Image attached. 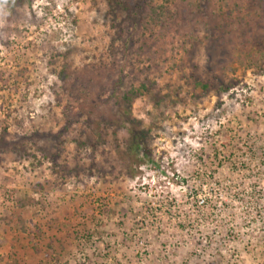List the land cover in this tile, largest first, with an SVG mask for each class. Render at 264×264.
<instances>
[{"label":"rangeland","instance_id":"1","mask_svg":"<svg viewBox=\"0 0 264 264\" xmlns=\"http://www.w3.org/2000/svg\"><path fill=\"white\" fill-rule=\"evenodd\" d=\"M4 2L0 264H264V0Z\"/></svg>","mask_w":264,"mask_h":264},{"label":"trees","instance_id":"2","mask_svg":"<svg viewBox=\"0 0 264 264\" xmlns=\"http://www.w3.org/2000/svg\"><path fill=\"white\" fill-rule=\"evenodd\" d=\"M26 1L27 0H5L4 3L6 5L8 3H10L9 6H16V5L19 6V5H22ZM222 1L226 2L227 0H222ZM107 2H108L109 6H112V8H110L111 12L114 11V7L125 5L123 0H107ZM177 2L183 3V2H186V0H161L160 5H156L155 3H153V0H151V5L148 4L150 6V9H151L150 15H149L150 20L147 22L144 21V24H145L144 27L147 26L148 29H150L153 23H161L164 27H167L168 23L170 24L172 22L173 18L175 17V14L172 12L173 10L171 9L170 6L175 5ZM200 3L202 5V2H200ZM220 9L221 8H219V10H218L219 11L218 20L223 19L224 17H225V19H227V18L231 19V12H224V10L222 11ZM149 22H151L152 24H148ZM118 35L120 36V33ZM128 43H129V41L127 40L126 45ZM247 55H249V53H247ZM231 85H233V84H228V85L222 87L220 91L226 92ZM194 87H196V88L199 87L203 92H207L211 86L208 83H204L202 81L197 80L194 83ZM146 91H147V87L144 84H140L138 87L131 86L122 95V101L124 103H127L128 106L130 107L131 100L134 98H138V97L142 96L143 93ZM6 133H7V126L3 127L1 132H0V143L4 139ZM147 133H148L147 131L144 132V131H135V130H132L130 132V143L136 150H141L142 148H144L145 138H146ZM144 155L146 157H148V155L146 153H144Z\"/></svg>","mask_w":264,"mask_h":264}]
</instances>
